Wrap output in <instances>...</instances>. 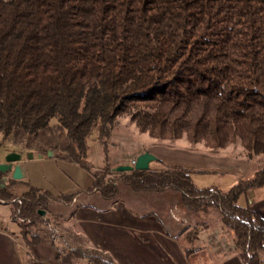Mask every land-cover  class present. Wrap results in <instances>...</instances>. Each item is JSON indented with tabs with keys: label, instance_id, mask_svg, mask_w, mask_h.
<instances>
[{
	"label": "trees",
	"instance_id": "obj_1",
	"mask_svg": "<svg viewBox=\"0 0 264 264\" xmlns=\"http://www.w3.org/2000/svg\"><path fill=\"white\" fill-rule=\"evenodd\" d=\"M124 118L158 139L184 136L209 152L264 155V0H0V135L39 134L52 119L65 131L63 157L93 175L87 190L107 199L123 181L134 190H176L187 208L216 207L235 233L244 264H261L264 218L239 205L264 184V168L247 184L198 187L187 167L93 172L88 139L107 150ZM201 143V144H199ZM159 160V159H157ZM0 171V200L26 236L46 222L50 200ZM30 245L35 234L26 236ZM69 264H115L96 252L59 250Z\"/></svg>",
	"mask_w": 264,
	"mask_h": 264
},
{
	"label": "crops",
	"instance_id": "obj_2",
	"mask_svg": "<svg viewBox=\"0 0 264 264\" xmlns=\"http://www.w3.org/2000/svg\"><path fill=\"white\" fill-rule=\"evenodd\" d=\"M114 137L120 149L129 148L126 157L130 161L144 152L138 143L127 141V137L118 133ZM66 144L63 132L60 145L53 147L52 154L39 151L31 158L22 155L19 163L24 176L16 181L25 190L33 187L47 190L53 196H72L69 202L52 199L47 204L48 215L59 225L58 232L26 233L38 236L29 245L21 229L13 224L12 206L9 210L0 206V264H69L59 261L56 253L70 248L99 253L115 264H244L241 250L235 244V233L221 223L218 208L192 210L176 190H134L121 180L116 196L107 199L97 190H87L93 175L63 157ZM8 151L22 154L14 148ZM152 153L157 159L172 157L170 164L181 165L180 160L209 162L205 156L184 151L166 156L165 151L154 148ZM126 157H117L115 162L118 166L127 165L121 163ZM234 163L244 170V162ZM110 165L111 169L116 168ZM151 165L152 162L149 168H155ZM100 168L91 170L96 173ZM7 171L6 181L11 178L12 169ZM261 255L264 264V252Z\"/></svg>",
	"mask_w": 264,
	"mask_h": 264
},
{
	"label": "rangeland",
	"instance_id": "obj_3",
	"mask_svg": "<svg viewBox=\"0 0 264 264\" xmlns=\"http://www.w3.org/2000/svg\"><path fill=\"white\" fill-rule=\"evenodd\" d=\"M65 133L61 125L52 119L50 123L37 135H29L20 129L14 130L6 138L0 135V160L4 159L7 154V150L14 148L20 150L23 156H29V154L37 155V152H45L51 154L53 147L60 145V139L62 133ZM118 133L123 137H127V141L136 142L139 144L143 151H149L152 153V149H161L167 153H172L175 151H184L190 154L201 155L209 158L208 163H200L198 161H187L180 160L181 165L187 167L191 170V176L195 183L198 185H204L206 187L216 186L221 189L227 188L242 182L247 184L256 176V171L264 168V155L257 157L246 158L235 155L233 148H226V150H220L219 152H209L201 145H196L195 143H189L187 139L182 135L175 139H158L151 136L148 132L139 130L135 123L127 118L120 121L118 126L115 128L113 137L105 151L102 149V145L96 142L95 130L90 135L88 139V150L87 159L89 166L93 169L97 167L104 166L106 164H113L118 167V162H115L117 157H123L128 155L129 148L125 150L120 149L118 139L114 137V134ZM201 144V143H199ZM9 152V151H8ZM172 157L160 158L159 160H153L152 167L162 168L167 167L170 164ZM135 160V159H134ZM132 161V160H131ZM128 157L123 158L121 163H126L127 165H133ZM242 161L245 163L244 170H240V165H236L234 162ZM1 163V162H0ZM25 186L20 183H11L8 185L7 190L13 196H19L24 193ZM239 205H249L252 209L256 210L264 218V184L254 185L251 188H247L244 192L240 194L237 199ZM13 204L11 202H5L0 200V206H4L5 210ZM48 221L37 224V228L34 225H30L27 231L33 232L38 230L49 233L48 231L58 232V224L53 223L55 221L53 217L49 216L48 213L45 215ZM21 219L14 221L16 228H20L18 224ZM49 223L50 225H47ZM60 261V260H59ZM78 264V263H77ZM79 264H82L81 262Z\"/></svg>",
	"mask_w": 264,
	"mask_h": 264
},
{
	"label": "water",
	"instance_id": "obj_4",
	"mask_svg": "<svg viewBox=\"0 0 264 264\" xmlns=\"http://www.w3.org/2000/svg\"><path fill=\"white\" fill-rule=\"evenodd\" d=\"M53 150H51V154ZM22 154L15 151H9L4 157V161L0 163V171L6 172L7 170L12 169L11 178L18 180L23 178V169L19 161L21 160ZM29 158L32 157V154H29ZM157 157L149 151H144L139 154L133 165H120L116 167L117 170L128 171V170H145L149 168V163L153 160H156ZM15 163V164H14Z\"/></svg>",
	"mask_w": 264,
	"mask_h": 264
},
{
	"label": "built area",
	"instance_id": "obj_5",
	"mask_svg": "<svg viewBox=\"0 0 264 264\" xmlns=\"http://www.w3.org/2000/svg\"><path fill=\"white\" fill-rule=\"evenodd\" d=\"M132 164H134V159L131 161Z\"/></svg>",
	"mask_w": 264,
	"mask_h": 264
}]
</instances>
